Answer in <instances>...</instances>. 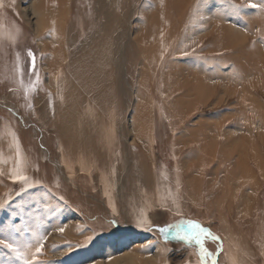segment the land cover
<instances>
[{
	"label": "rangeland",
	"instance_id": "1",
	"mask_svg": "<svg viewBox=\"0 0 264 264\" xmlns=\"http://www.w3.org/2000/svg\"><path fill=\"white\" fill-rule=\"evenodd\" d=\"M109 1L99 13L86 0H57L52 10L45 0H0V239L25 253L18 258L0 246V264H201L199 246L174 228L189 223L220 238L206 243L216 255L203 264H264V178L246 191L249 218L228 216L217 202L224 184L243 181L235 143L264 138V85L244 87L263 75L247 74L252 60L264 59V9L250 6L261 0H188L182 9ZM160 7L173 16L172 32L145 55L140 38ZM217 24L237 40L214 51ZM88 59H107L105 75L123 94L114 91L108 109L102 102L90 110L105 128L113 123L126 161L113 191L98 164L62 153L63 126L44 108L60 87L80 86L78 68ZM171 75L176 81L167 87ZM198 79L211 92L196 95ZM187 83L192 93L184 99ZM246 94L252 109L240 102ZM142 167L151 180L135 186L132 200L127 184L133 173L144 175ZM13 172L29 182H13Z\"/></svg>",
	"mask_w": 264,
	"mask_h": 264
},
{
	"label": "bare ground",
	"instance_id": "2",
	"mask_svg": "<svg viewBox=\"0 0 264 264\" xmlns=\"http://www.w3.org/2000/svg\"><path fill=\"white\" fill-rule=\"evenodd\" d=\"M46 1L47 0L43 3V6L47 10H52V8L56 6L55 2H57V0H49L47 1L48 3ZM86 1L88 4H92L93 2L95 4L98 3L99 7L96 6V8L99 13H101V7H103V5L106 7L110 6L109 0ZM160 1L164 2L167 8V4L171 7L175 3V5H179L182 9L184 1L188 0ZM166 7L159 8V15H154V17L151 16L149 19L150 24L140 38V40L143 41L142 43L146 45V48L144 49L145 55L149 54L150 51L153 50H161L165 41L171 35L172 26L170 25V22L172 21L173 16L168 14V9ZM61 19L62 14L60 12L54 14L52 20L53 25H58L57 27H59ZM48 21L50 22L51 20L48 19ZM217 26L220 30L219 32L212 28L213 44L211 47L214 51L220 50L219 45L222 43V40L230 42L237 40L236 38H232L230 31H228L224 26H221L220 24H217ZM92 38L96 39L97 36L95 35V37ZM150 38L152 40V42H150L151 46L150 44H147V41H149ZM232 45H235V43H232ZM222 48L227 49V47ZM252 61L251 69H248L247 74H250V76L252 73L263 74L262 77L264 78V59H256V61ZM107 68V59H88L87 62L81 64L78 68L80 86L74 87V84H72V86L70 85L71 88L70 86L60 87L57 94L50 100L46 101L44 108L45 113L53 112L57 114L56 121L63 126L59 135L62 137L63 141V146L61 147V150H63L62 153L65 154V152L67 153L73 151L80 158V162H84L85 165L88 164L97 166L98 164L97 167H101V171L103 173L102 178L104 184H106V189L113 191L116 189L115 186L123 184L122 181L124 179L123 174L126 167V161L123 160V156L119 157L117 154L118 150L116 142L114 141L116 135L115 129L112 125L113 123L107 124L105 128L101 121H99V119H95L96 117L93 114L91 115L90 112V110H93L96 107H102L103 104L105 106L103 109H108L110 101H114V93L116 92L114 89L121 90L117 81L114 82L115 87H111V85H113V81H109L106 77L107 75H105ZM261 78L256 77L253 81H247L244 84V87L247 91H249L251 87L264 85V79L262 80ZM173 81H176L175 75H171L168 78L166 86H172ZM183 88L188 90L186 92L184 91L186 94H182V96L185 97L184 99H186V97L192 93V86L187 83L181 86V90H183ZM193 88L196 95L197 93L202 95L206 90H209L205 82L200 79H198L197 86ZM116 93L122 94V92ZM89 95L93 96L92 101L95 103L94 107H92L93 104L90 103L91 100ZM247 99L248 95L246 94L240 102L248 105L249 100ZM252 107V105L249 106L250 109H252ZM240 109L242 111V109L245 108L240 105ZM139 126L142 127L143 124H140ZM262 126L264 127V122ZM141 136H146V133L144 135L142 130ZM245 142L246 139L242 138L239 143H235L232 149L233 153H237L239 155L241 169L240 177L243 181L240 179V181L234 180L224 184L222 189H220L219 194L222 198H220L217 202L223 209L225 207L229 208L228 216H237L241 213L239 216L249 218V206L246 205L248 202L246 201L247 199H245L247 193L246 191H257L260 187L259 182L261 176L264 178V154L261 156L260 154H256L260 151L264 153V138L260 141H254L250 147H247ZM251 164L254 166L252 167ZM142 169L144 175H136L133 173L134 175L129 178V184H127L129 185V189L127 188L128 193L126 195L129 197L131 196L132 200L137 199L135 186L138 184L140 185L141 182L147 180V178L148 182L151 180L149 169L146 167H142ZM235 186L238 187V192L236 196L231 197V191Z\"/></svg>",
	"mask_w": 264,
	"mask_h": 264
},
{
	"label": "snow or ice",
	"instance_id": "3",
	"mask_svg": "<svg viewBox=\"0 0 264 264\" xmlns=\"http://www.w3.org/2000/svg\"><path fill=\"white\" fill-rule=\"evenodd\" d=\"M253 8H260L264 9V0H261L260 4H251L250 5ZM30 56H32L33 61V70H35V57L32 55V53H29ZM13 182H29L30 178L27 175L22 174L21 172H13ZM177 236L182 241H188V242H195L199 248H200V254L202 257L201 264H203L204 259L210 258L216 254L210 252L207 247L206 243L209 241H216L219 242L220 238L218 236H214L210 230H205L198 224H192L189 223L187 225H175L174 226ZM63 231V229H60ZM159 231L161 233H167L172 231V228H165L161 227L159 228ZM0 246H3L10 252L14 253L18 258H23L25 253L21 252L16 245L13 243L7 242L4 239H0ZM31 247V245H29ZM222 251V248L220 249ZM42 252V244L36 247V255L38 256ZM26 264H29V262L26 261ZM34 264V262H32ZM212 264H217L215 260L212 261Z\"/></svg>",
	"mask_w": 264,
	"mask_h": 264
}]
</instances>
